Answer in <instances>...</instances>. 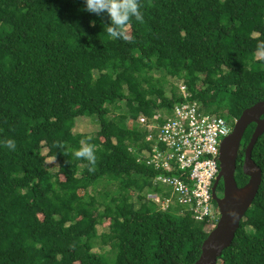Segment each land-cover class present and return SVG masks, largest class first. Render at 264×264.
Masks as SVG:
<instances>
[{"label": "trees", "instance_id": "obj_1", "mask_svg": "<svg viewBox=\"0 0 264 264\" xmlns=\"http://www.w3.org/2000/svg\"><path fill=\"white\" fill-rule=\"evenodd\" d=\"M84 8V0H0V264H194L206 222L146 200L159 188L157 172L136 161L147 148L136 120L182 101L178 86L166 94V77L231 125L264 101V0H140L143 19L124 26L127 41L106 32L107 14ZM119 103L125 111L109 117ZM79 117L98 131L73 133ZM254 127L240 143L238 187ZM82 141L95 146L93 171L72 154ZM251 160L260 185L217 264H264V131Z\"/></svg>", "mask_w": 264, "mask_h": 264}, {"label": "built area", "instance_id": "obj_2", "mask_svg": "<svg viewBox=\"0 0 264 264\" xmlns=\"http://www.w3.org/2000/svg\"><path fill=\"white\" fill-rule=\"evenodd\" d=\"M177 86L182 101L168 112L138 116L136 124L146 133L147 148L136 161L157 172L152 185L159 191L146 193L147 201L161 212L181 207L210 229L219 219L211 188L219 173L220 144L232 128L222 117L204 112L196 101H188L186 86Z\"/></svg>", "mask_w": 264, "mask_h": 264}, {"label": "water", "instance_id": "obj_3", "mask_svg": "<svg viewBox=\"0 0 264 264\" xmlns=\"http://www.w3.org/2000/svg\"><path fill=\"white\" fill-rule=\"evenodd\" d=\"M250 124L255 127L245 147L242 163V173L248 180L238 187L234 178L237 152ZM263 131L264 101L242 111L234 121L231 133L222 140L219 149V173L211 188V198L217 207L219 219L208 232L202 243L200 256L194 264H217L222 251L230 246L240 221L251 206L261 181V172L251 160V151ZM220 180L222 195L218 197L215 189ZM230 212H234L235 217Z\"/></svg>", "mask_w": 264, "mask_h": 264}, {"label": "clouds", "instance_id": "obj_4", "mask_svg": "<svg viewBox=\"0 0 264 264\" xmlns=\"http://www.w3.org/2000/svg\"><path fill=\"white\" fill-rule=\"evenodd\" d=\"M84 5V10L95 13L97 16L107 14L110 22L104 25L106 26V32L112 37L122 38L126 41L130 40L131 37L127 35L123 29L130 21V18L134 17L138 21L143 19L140 11V0H84ZM4 143L9 149H16V142L14 139H7ZM94 147L93 144L82 141L81 146L78 149H74L72 153L75 157H83L89 162V171L94 170L92 166H94L96 162ZM128 151L132 153L137 152L131 148H129ZM229 214L235 217L234 212H230Z\"/></svg>", "mask_w": 264, "mask_h": 264}, {"label": "rangeland", "instance_id": "obj_5", "mask_svg": "<svg viewBox=\"0 0 264 264\" xmlns=\"http://www.w3.org/2000/svg\"><path fill=\"white\" fill-rule=\"evenodd\" d=\"M127 33H128V29H127ZM260 55H261L260 52H258L256 54L257 57H260ZM153 75L157 79H160V77H161L160 74L155 73V72L153 73ZM161 82L165 88V92L167 95L170 92L169 91L170 86L174 85L176 87L177 85L180 84V82L177 81L176 79H171L169 77L164 78L163 80H161ZM118 107H119L118 109H113V111L109 114V117L118 116L119 114H121L125 111V104L124 103H119ZM127 125H129V122H127ZM230 126L232 128L231 124H230ZM98 129H99L98 124L94 120H92L90 118H86V117H79V118L75 119L74 127H73L72 131H73V133L86 134L88 136H91V135L93 136L98 131ZM41 152H42V155H45L47 153V150L45 148H43ZM45 164L51 172L55 173L57 171V164L53 158H46ZM59 178H60V176H59ZM214 208H215V212L218 213L216 205L214 206ZM107 226H108V220L102 219L100 221V224L97 226L98 233L100 234V233L106 232ZM204 229H205V231L209 232V231H211L212 228L209 229V227H205ZM94 251L99 252V250L97 248H95Z\"/></svg>", "mask_w": 264, "mask_h": 264}, {"label": "flooded vegetation", "instance_id": "obj_6", "mask_svg": "<svg viewBox=\"0 0 264 264\" xmlns=\"http://www.w3.org/2000/svg\"><path fill=\"white\" fill-rule=\"evenodd\" d=\"M238 151H239V150H238ZM237 155H238V152H237ZM215 192H216V195H217L218 197H221V195H222V181H221V180L217 183V186H216Z\"/></svg>", "mask_w": 264, "mask_h": 264}]
</instances>
